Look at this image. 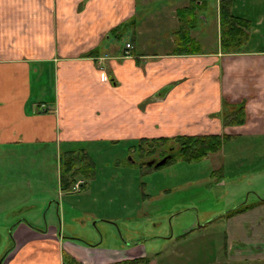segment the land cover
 <instances>
[{
  "label": "crops",
  "instance_id": "1",
  "mask_svg": "<svg viewBox=\"0 0 264 264\" xmlns=\"http://www.w3.org/2000/svg\"><path fill=\"white\" fill-rule=\"evenodd\" d=\"M178 1L167 12L152 13L146 20L151 26L142 33L145 19L137 21L138 0H0V239L6 234L13 240L0 264H66V255L78 264H264L260 204L237 205L217 216L228 219L224 256L219 243L225 239L216 235L209 256L203 257L201 248H175L167 255L171 260L160 261L161 251L151 249L150 254L118 234V219L133 212L123 210L121 194H110L113 213L104 215L115 228L113 241L105 245L99 235L88 240L92 246L75 240L81 237L77 224L84 229L98 221L93 215L100 209H90V202L100 203L101 195V202H107L109 194L96 193L87 182L75 192L79 181L97 173L89 165L87 175L76 173L69 180L80 157L75 145L130 146L143 138L226 135L225 152L239 141L264 147V0H233L232 14L251 23L243 53L224 54L221 47L203 52L194 36L200 52L177 51L185 48L178 47V39L171 50L145 52L141 34L158 39L178 33L177 10L192 3L201 18L195 35L212 9L220 31V0ZM126 34L140 43H113ZM224 102L244 104L246 123L226 124ZM43 105L50 111L44 112ZM63 146L71 164L65 185L58 167ZM249 176L262 179L264 170ZM80 207L83 215L75 213Z\"/></svg>",
  "mask_w": 264,
  "mask_h": 264
},
{
  "label": "rangeland",
  "instance_id": "2",
  "mask_svg": "<svg viewBox=\"0 0 264 264\" xmlns=\"http://www.w3.org/2000/svg\"><path fill=\"white\" fill-rule=\"evenodd\" d=\"M177 4L179 5L178 0L148 2L138 0L137 21L141 22L143 18L145 19L139 27L140 31L145 33L147 26L149 24L151 26V23L147 24L146 20L150 19L152 13L167 12L172 6H178ZM204 15L206 19L199 21L200 31L197 30L196 35L193 31L192 36L200 42L203 52H211L220 48L221 32L216 25L215 11L208 10ZM141 35L140 38L145 42L147 53L171 50L174 46L173 42L178 39V33L175 31H169L167 35L158 39L147 34ZM140 38L126 34L121 42L114 40L113 43L124 47L126 42L131 40L140 43ZM158 43L162 44V47L157 46ZM180 46L179 44L178 47ZM43 82L47 86V80L44 79ZM33 86L34 90L39 91L38 85L34 83ZM241 142L244 141H239V144ZM239 144L227 146L228 152H225L223 147L219 154L211 155L200 162L189 163L181 160L157 169L144 168L142 166L144 159L140 157L136 149H129L128 145L107 144L89 147L80 144L73 146L72 149L77 155L80 154V157L73 163L75 171L70 173L69 180L85 172L87 175L89 165H93L96 166V177L93 171V175H87L83 182L89 185L94 184L96 193L102 190L109 191L108 203L101 202L105 197L102 195L97 198L100 203L94 200L90 202L94 205L90 209H100L93 215L98 221L91 222L84 229L77 224L78 234L83 238H76L89 243L88 240H94L93 238L99 235L104 238L105 245L109 244L110 240L113 241L115 228L109 223L112 220H107L104 215L109 216L113 213L108 209L113 203L109 202L110 194H121L123 210H133L132 214L136 213L138 217L124 212L123 219H118V224L121 226V230L117 229L119 235L126 236L134 244H142L149 253L151 249L155 250V253L161 251L156 257L162 262H166L168 253H172L175 248L178 252L189 247L197 250L201 248L203 257L209 256L211 246H217V243L212 245V238L218 235L225 239L224 234L227 231V217L217 219L218 215H228L235 206L246 203L264 205V178L249 176L253 171L264 170V147L255 144ZM60 148L62 151L59 152L58 167L60 172L65 173L71 164L68 165L69 161L64 153L65 146ZM114 189L121 193L114 194ZM60 199L61 197H58V200ZM74 207L77 208L79 205ZM85 207L89 208V203ZM81 208H83L82 211ZM76 210H78L76 214L83 215L85 208L80 207ZM101 220H107V222ZM2 230L0 228V232ZM219 244L223 245L222 256L226 255L225 253L228 252L226 239ZM12 245L11 236L5 234L0 239V261ZM238 245L244 249L249 246L245 243H238ZM230 255H232L231 252ZM169 260L171 258L167 259ZM181 260L185 263L183 258ZM231 262L230 264H246L239 260Z\"/></svg>",
  "mask_w": 264,
  "mask_h": 264
},
{
  "label": "trees",
  "instance_id": "3",
  "mask_svg": "<svg viewBox=\"0 0 264 264\" xmlns=\"http://www.w3.org/2000/svg\"><path fill=\"white\" fill-rule=\"evenodd\" d=\"M233 0H220V32H221V51L224 54L228 53H243L246 51V44L250 37L251 23L240 17H235L232 10ZM199 8L195 3L179 8L177 16L180 22L178 41L180 45L185 48L177 49V51H184L188 54L191 52H200L198 44L193 39L192 32L198 23ZM197 54V53H196ZM235 108L233 114L231 109ZM221 115L228 121V125H242L245 124L246 111L245 105H231L224 102ZM228 136H176L173 138H159L148 139L143 138L133 142L129 149H136L142 159V166L144 168L157 169L156 163L170 156L167 164H172L176 161H186L189 163L200 162L208 159L211 155L222 151L224 144L228 140ZM159 157V159H158ZM154 161L155 164H148ZM163 167V166H162ZM161 168V167H158ZM62 174V185L67 183V170ZM93 169V168H92ZM239 212V211H237ZM77 242H82L81 239H75ZM92 246L88 243H85ZM66 264H78L76 261L66 255Z\"/></svg>",
  "mask_w": 264,
  "mask_h": 264
},
{
  "label": "built area",
  "instance_id": "4",
  "mask_svg": "<svg viewBox=\"0 0 264 264\" xmlns=\"http://www.w3.org/2000/svg\"><path fill=\"white\" fill-rule=\"evenodd\" d=\"M132 47H131V45H127V49H131ZM42 110L44 111V112H47V111H50V108H48L46 105H43L42 106ZM84 184V182L83 181H81V182H79L77 185H76V187H75V191H77V192H80L81 191V186Z\"/></svg>",
  "mask_w": 264,
  "mask_h": 264
},
{
  "label": "water",
  "instance_id": "5",
  "mask_svg": "<svg viewBox=\"0 0 264 264\" xmlns=\"http://www.w3.org/2000/svg\"><path fill=\"white\" fill-rule=\"evenodd\" d=\"M169 159H170V156H168V157L164 158L163 160L159 161L158 163H156V167L158 168V167H162V166L166 165ZM148 164H155V162L152 161V162H149Z\"/></svg>",
  "mask_w": 264,
  "mask_h": 264
}]
</instances>
